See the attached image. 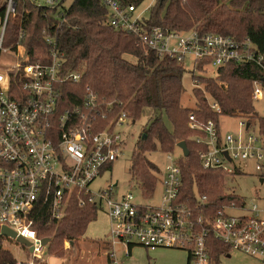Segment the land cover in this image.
Instances as JSON below:
<instances>
[{
	"label": "built area",
	"instance_id": "2783aa9c",
	"mask_svg": "<svg viewBox=\"0 0 264 264\" xmlns=\"http://www.w3.org/2000/svg\"><path fill=\"white\" fill-rule=\"evenodd\" d=\"M64 1L5 0V16L0 26V61L12 53L16 64L6 69L0 67V229L6 226L31 242L33 255L42 253L43 239L34 228L37 213L41 208H48L52 218L60 221L67 213L69 202L76 201L81 208L96 207L108 218L110 230L106 242L111 248L108 264H123L114 252L117 242L152 250L179 248L187 251L190 264H220L213 257L211 240L229 249L221 258L236 251L264 264V207L253 205L249 214L234 215L229 209L246 207L224 206L206 225L204 216L196 215L190 201L179 203L181 170L178 160L170 155L158 207L138 206L131 193L117 199L112 186L98 192L91 190L96 178L122 154L120 129L131 120L126 113H121L99 128V120L106 121L109 117H100V104L89 92L81 106L62 109L57 85L78 84L82 74L63 73L54 49L50 51V62H30L23 46V29L18 33L16 45H4L8 20L16 16L20 6L28 2L38 8L58 9ZM99 1L108 12L109 27L134 35L140 46L159 57L175 59L182 65L190 61L194 69L203 64L204 71L230 62H255L264 70V57L255 51L249 39L240 41L220 34L148 28L144 18L136 14V6L121 0ZM46 40L48 45L54 44L53 39ZM263 89L255 84L253 99L261 97ZM212 108L220 112L216 104ZM239 125L246 128L245 122ZM191 128L202 129L196 123ZM202 130L204 138L197 135L192 140L205 144L206 149L200 153L204 169H221L234 175L236 169H241L236 162H244L246 166L250 161L255 162L256 171H264L263 136L247 135L244 139L240 132L237 136L223 137L213 122ZM192 201L202 207L208 203L200 195Z\"/></svg>",
	"mask_w": 264,
	"mask_h": 264
},
{
	"label": "trees",
	"instance_id": "16d2710c",
	"mask_svg": "<svg viewBox=\"0 0 264 264\" xmlns=\"http://www.w3.org/2000/svg\"><path fill=\"white\" fill-rule=\"evenodd\" d=\"M66 1L58 9L38 8L28 2L20 6L15 19L8 20L4 45H16L18 33L23 29V46L30 62H50V51L54 49L63 73L82 74L78 84L57 85L60 107L81 106L89 92L100 104V117H109L106 121L99 120V128L121 113H126L133 123L148 117L133 151L131 168L143 197H153L158 184L156 168L147 159V152L159 149L170 154L180 143H185L187 154L182 152L177 162L182 179L179 203L190 201L196 215L204 216L206 225L224 206L246 207L243 198L226 193L228 173L204 169L200 153L206 149L205 144H197L192 138L197 135L204 138L202 129L209 122L215 124L221 135L220 116L246 118V129L258 122L264 132V118H259L253 107L255 84L264 87L263 67L255 62H230L218 68L217 78L211 79L195 75L196 69L204 71L203 64H199L193 72L195 108H185L181 103L184 65L148 52L134 35L109 27L108 12L99 0H74L70 6L64 5ZM121 1L137 7L144 0ZM4 16L5 0H0V26ZM144 23L148 28L160 27L166 31L249 39L255 51L264 57V0H157ZM47 38L53 39L54 44L48 45ZM207 96L220 112L212 108ZM192 123L202 129H192ZM111 167L112 164L108 169ZM239 173L240 169H236L235 174ZM196 195L205 196L208 203L202 207L191 202ZM37 214L34 228L38 237L50 239L48 245L62 256L63 243L82 238L99 211L94 206L81 208L76 201H70L60 221L52 218L48 208H41ZM5 241L9 239L0 236V264H17L12 251L4 247ZM211 241L213 257L220 263L229 249L216 240ZM128 248L131 250L132 245Z\"/></svg>",
	"mask_w": 264,
	"mask_h": 264
},
{
	"label": "rangeland",
	"instance_id": "374dc122",
	"mask_svg": "<svg viewBox=\"0 0 264 264\" xmlns=\"http://www.w3.org/2000/svg\"><path fill=\"white\" fill-rule=\"evenodd\" d=\"M74 0H67L64 5L70 6ZM157 0H144L137 6V13L145 20L149 19L150 13ZM11 17V20H14ZM12 53L8 57H3L0 61V67L3 69L13 67L16 62L11 58ZM204 70V69H203ZM183 75V94L181 103L185 108H195V99L193 97V90L196 85L193 81L194 66L190 61L184 63ZM196 76H203L205 78L216 79L217 68L209 67L205 71H195ZM262 95L258 99H253V107L259 118H264V89ZM208 103L213 105L214 101L207 96ZM148 117L144 116L141 120L123 126L121 130V137L123 141L122 154L117 160L112 163V167L104 171L91 185L93 192L106 189L109 186L115 187L117 199L127 193L134 196V202L138 206L154 208L158 207L162 201L163 184L162 180L166 174V168L169 166L168 156H172L174 160H179L182 156V151L176 147L173 153L167 154L162 150L155 152H147V159L155 166L154 174L158 179V184L153 197L146 199L142 195V190L138 186L136 179L131 173L133 162V151L136 148V143L140 137L142 129L147 124ZM246 121L243 117H219V127L221 135L226 137L228 135L237 136L242 132L244 139L247 135L261 137L264 132L258 122H253L250 129L240 128V122ZM247 122V121H246ZM264 138V136H263ZM254 162V161H253ZM255 163V162H254ZM248 161L245 166L244 162L241 164L236 162L240 167V173L230 175L226 179V193L235 194L243 198L246 202V211L229 209L230 214L245 215L249 214V209L253 205L258 208L264 207V171L258 172L255 170V164ZM228 210V209H227ZM110 223L104 213H99L95 221L89 224L87 231L82 238L75 241L73 245L65 241L63 243L64 255L59 256L52 249L51 245H47L42 253L34 254L29 252V249L22 247L15 241H5L4 247L12 251L18 263L35 264H101L107 258L108 252L111 250L110 245L106 242V237L109 234ZM128 246L117 242L114 244V252L117 260L123 264H187V251L179 248L162 247L154 250L146 248L141 245H132L130 254H127ZM37 256V257H36ZM262 262L248 258L236 251L231 252V258H221L220 264H261Z\"/></svg>",
	"mask_w": 264,
	"mask_h": 264
},
{
	"label": "water",
	"instance_id": "95a60500",
	"mask_svg": "<svg viewBox=\"0 0 264 264\" xmlns=\"http://www.w3.org/2000/svg\"><path fill=\"white\" fill-rule=\"evenodd\" d=\"M144 139H145V136H144ZM178 147L182 150L184 155L187 154V148H186L185 143H180L178 145ZM225 156L228 158V154L227 153H225ZM0 236L4 237L6 239H9L11 241H15L16 243H18L22 247L29 249L30 253H33L34 249L32 247L31 242H29L28 240H26L25 238H23L21 236H18L16 234V232H14L13 230L9 229L8 227H6V226L1 227ZM49 243H50V239H43L41 241V244L44 247H46ZM70 244L73 245V242H70Z\"/></svg>",
	"mask_w": 264,
	"mask_h": 264
},
{
	"label": "crops",
	"instance_id": "0c3cea01",
	"mask_svg": "<svg viewBox=\"0 0 264 264\" xmlns=\"http://www.w3.org/2000/svg\"><path fill=\"white\" fill-rule=\"evenodd\" d=\"M188 255V254H187ZM245 256V255H244ZM225 258L227 259H230L231 258V254L230 255H227ZM250 258V257H248ZM252 259V258H251ZM101 264H108V260L107 258L104 260V262H102ZM187 264H190V260H189V255H188V261H187Z\"/></svg>",
	"mask_w": 264,
	"mask_h": 264
}]
</instances>
